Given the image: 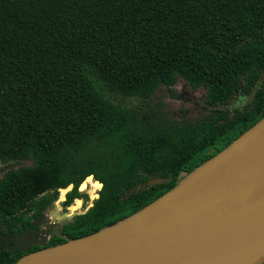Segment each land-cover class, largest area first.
<instances>
[{"label":"trees","instance_id":"16d2710c","mask_svg":"<svg viewBox=\"0 0 264 264\" xmlns=\"http://www.w3.org/2000/svg\"><path fill=\"white\" fill-rule=\"evenodd\" d=\"M180 78L206 90L210 112L194 122L146 106L161 87L176 98ZM237 96L252 99L218 108ZM263 118L264 0H0V161H33L0 176V237L40 230L60 189L74 184L66 209L91 174L99 197L47 247L97 233ZM32 249L0 243V264Z\"/></svg>","mask_w":264,"mask_h":264},{"label":"water","instance_id":"95a60500","mask_svg":"<svg viewBox=\"0 0 264 264\" xmlns=\"http://www.w3.org/2000/svg\"><path fill=\"white\" fill-rule=\"evenodd\" d=\"M88 178L103 187L94 175ZM73 188L71 183L60 189L63 201ZM52 216L63 225L73 217L58 211ZM263 263L264 118L137 213L97 233L29 253L14 264Z\"/></svg>","mask_w":264,"mask_h":264},{"label":"rangeland","instance_id":"374dc122","mask_svg":"<svg viewBox=\"0 0 264 264\" xmlns=\"http://www.w3.org/2000/svg\"><path fill=\"white\" fill-rule=\"evenodd\" d=\"M175 93L178 95L176 98L170 97L168 90L165 87H161L149 100L148 104L146 103V106H149L150 109H158V112L160 113L161 117H165L169 121H191L194 122L198 119L203 118L208 112H210V109L207 106L206 103V90L204 88H200L198 90H193L184 79L180 78L177 82V84L174 87ZM252 97L251 96H237L233 100H231L229 103H226L224 105H221L218 107L219 109H224L227 111H234L235 109H242L244 108L250 101ZM120 99H116V102H119ZM127 105H134V106H143V102L139 98H131L126 101ZM33 164V161L31 159L23 160L18 163H9L8 165L3 164L0 161V176L2 177L11 166L14 168H18L20 166H31ZM89 179V178H88ZM86 179L84 183L88 180ZM92 181V179H91ZM89 181L87 188L82 190L79 188V191L84 194L88 195L86 197L85 204L81 206H77V200L73 202L71 206H69L70 210L73 205H75L76 211L71 212H85L91 207L93 198L96 197L98 194V191L101 188H95L94 187V181L93 183ZM69 192L71 190H68ZM68 192V193H69ZM67 193V194H68ZM62 193L60 191V199L56 203V211L61 212L62 205L61 202L62 199ZM64 212V211H63ZM66 214V212H65ZM48 220H50L51 224L54 222H58L56 218H54L51 214L49 215ZM49 236V235H45Z\"/></svg>","mask_w":264,"mask_h":264},{"label":"flooded vegetation","instance_id":"af4514ba","mask_svg":"<svg viewBox=\"0 0 264 264\" xmlns=\"http://www.w3.org/2000/svg\"><path fill=\"white\" fill-rule=\"evenodd\" d=\"M67 196V195H66ZM86 196H83L82 199V205H80V203L77 202V206H83L85 204V200ZM57 203V202H56ZM71 206V205H70ZM75 205H73L71 207V210L69 207H67L66 209L64 208V206L62 205V209L60 215H64L65 212L66 213H71L73 215V217L66 223H64V225L61 223L60 218H56L58 220V222H54L53 224H51L50 220H48L49 215L56 211V207L51 210L46 216L43 217L42 219V227L40 230L38 229H31L28 230L25 233H22L16 237L10 236L7 240L4 241V237L3 235L0 237V243H3L7 248L9 249H22V250H26V249H32L33 252L34 250H40L43 249L45 247H47L50 242H52V240L59 238L60 236L62 237H66L67 235L65 233H63V230L65 229V227L67 226V224L76 216V215H80L82 213L85 212H71V211H76L75 209ZM64 211V212H63ZM79 213V214H78ZM63 226H62V225ZM62 226V227H60ZM49 235L48 237L45 235ZM45 242L46 244L40 245L37 242ZM36 248V249H35Z\"/></svg>","mask_w":264,"mask_h":264},{"label":"bare ground","instance_id":"6f19581e","mask_svg":"<svg viewBox=\"0 0 264 264\" xmlns=\"http://www.w3.org/2000/svg\"><path fill=\"white\" fill-rule=\"evenodd\" d=\"M88 180H91V179L89 178ZM95 185H96V184H95ZM84 186H85V183H84V185L82 186V188H83ZM96 187H97V188H100L101 186H100V185H96ZM82 188H81V189H82ZM62 194L64 195L65 192H63Z\"/></svg>","mask_w":264,"mask_h":264}]
</instances>
